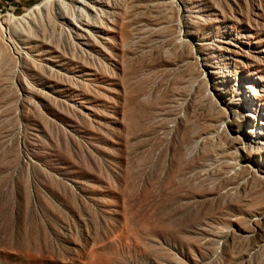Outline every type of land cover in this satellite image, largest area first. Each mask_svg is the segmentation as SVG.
Returning a JSON list of instances; mask_svg holds the SVG:
<instances>
[{
  "label": "rangeland",
  "instance_id": "374dc122",
  "mask_svg": "<svg viewBox=\"0 0 264 264\" xmlns=\"http://www.w3.org/2000/svg\"><path fill=\"white\" fill-rule=\"evenodd\" d=\"M46 1L0 0V264H264V0Z\"/></svg>",
  "mask_w": 264,
  "mask_h": 264
},
{
  "label": "bare ground",
  "instance_id": "6f19581e",
  "mask_svg": "<svg viewBox=\"0 0 264 264\" xmlns=\"http://www.w3.org/2000/svg\"><path fill=\"white\" fill-rule=\"evenodd\" d=\"M67 1V2H66ZM77 3H82V0H77L76 1ZM52 5V0H47L46 3H45V6L48 7V6H51ZM58 5L61 9H65L67 8L69 5H68V0H58ZM42 9L41 7L38 8V12L41 13ZM74 14V12H73ZM26 18L23 19V21H25Z\"/></svg>",
  "mask_w": 264,
  "mask_h": 264
}]
</instances>
